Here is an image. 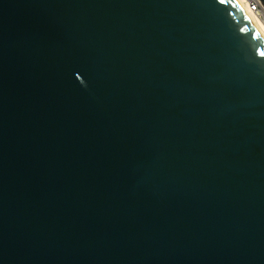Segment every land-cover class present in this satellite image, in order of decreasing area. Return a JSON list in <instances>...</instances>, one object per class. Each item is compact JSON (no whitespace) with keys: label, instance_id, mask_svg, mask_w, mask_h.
Returning <instances> with one entry per match:
<instances>
[{"label":"water","instance_id":"obj_1","mask_svg":"<svg viewBox=\"0 0 264 264\" xmlns=\"http://www.w3.org/2000/svg\"><path fill=\"white\" fill-rule=\"evenodd\" d=\"M0 264H264L236 0H0Z\"/></svg>","mask_w":264,"mask_h":264},{"label":"bare ground","instance_id":"obj_2","mask_svg":"<svg viewBox=\"0 0 264 264\" xmlns=\"http://www.w3.org/2000/svg\"><path fill=\"white\" fill-rule=\"evenodd\" d=\"M236 1L239 3L246 16L264 38V18L257 14L255 11H252V6L250 5V3H245L243 0Z\"/></svg>","mask_w":264,"mask_h":264},{"label":"built area","instance_id":"obj_3","mask_svg":"<svg viewBox=\"0 0 264 264\" xmlns=\"http://www.w3.org/2000/svg\"><path fill=\"white\" fill-rule=\"evenodd\" d=\"M245 3H250L252 11H255L264 18V3L261 0H243Z\"/></svg>","mask_w":264,"mask_h":264}]
</instances>
